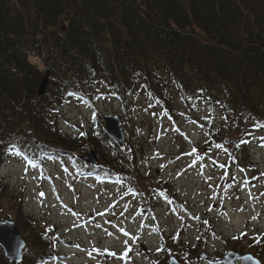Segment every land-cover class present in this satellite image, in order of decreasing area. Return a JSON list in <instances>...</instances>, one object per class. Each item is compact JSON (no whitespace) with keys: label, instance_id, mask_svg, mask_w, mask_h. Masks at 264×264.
<instances>
[{"label":"trees","instance_id":"1","mask_svg":"<svg viewBox=\"0 0 264 264\" xmlns=\"http://www.w3.org/2000/svg\"><path fill=\"white\" fill-rule=\"evenodd\" d=\"M98 80L121 99L143 85L166 105L170 87L187 103L204 100L238 133L230 144L229 134L222 140L213 131L214 143L239 151L247 134L264 133V0H0V170L11 157L33 167L65 157L79 175L92 174L75 158L84 147L124 160L100 117L95 135L74 138L54 119L70 101L84 102L83 91ZM7 192L0 179V200ZM14 212L19 220L22 208ZM23 226L31 252L22 264L46 263L47 245L34 222ZM257 239L234 238L226 251L252 253L264 264V235ZM182 242L162 241L157 264L208 253L201 239L185 253ZM0 264H11L1 248Z\"/></svg>","mask_w":264,"mask_h":264},{"label":"rangeland","instance_id":"2","mask_svg":"<svg viewBox=\"0 0 264 264\" xmlns=\"http://www.w3.org/2000/svg\"><path fill=\"white\" fill-rule=\"evenodd\" d=\"M170 88L166 105L143 85L121 99L98 80L83 91V105L79 99L70 101L64 112H56L55 122L70 138L83 132L95 135V117L104 129L105 117L118 118L127 138L119 149L126 158L99 156L98 167L80 161L93 170L85 178L77 176L70 159L47 163L54 183L42 181V173L32 175L24 159L9 158L0 172L8 191L0 200V222H15L28 243L23 220L31 219L47 245L48 264H62L63 257L69 260L64 264H157L155 253L166 234L182 240L185 253L206 229L211 238L208 256L185 253L179 262L225 264L220 260L227 253L223 243L251 231L257 232L254 240L264 235V133L247 134L244 147L229 153L211 137L216 131L222 140L229 134L230 144L238 139L232 124L224 122V113L201 99L187 103ZM92 150L81 148L75 158L81 160ZM163 174L169 184L159 179ZM96 175L108 180L101 182ZM60 199L78 215L64 209ZM16 206L22 208L19 220ZM142 215L148 219L143 221ZM129 243L133 247L126 252ZM30 252L27 246L24 260ZM170 259L163 261L169 264Z\"/></svg>","mask_w":264,"mask_h":264},{"label":"water","instance_id":"3","mask_svg":"<svg viewBox=\"0 0 264 264\" xmlns=\"http://www.w3.org/2000/svg\"><path fill=\"white\" fill-rule=\"evenodd\" d=\"M49 77H45L39 87L38 96L45 95L48 89ZM106 133L109 138L118 147H123L127 141L125 133L121 128L120 120L116 117L108 116L105 118ZM84 163L98 165L99 160L95 152H91L89 155L82 157ZM27 243L21 235L18 225L15 222H0V247L4 251L5 256L12 264H20L24 259V251ZM223 260L227 264H261L259 260L252 255L239 256L234 253H228ZM240 261V262H237ZM170 264H181L178 260L172 259Z\"/></svg>","mask_w":264,"mask_h":264},{"label":"bare ground","instance_id":"4","mask_svg":"<svg viewBox=\"0 0 264 264\" xmlns=\"http://www.w3.org/2000/svg\"><path fill=\"white\" fill-rule=\"evenodd\" d=\"M192 166V167H191ZM190 168H196V166L195 165H190L189 166ZM165 177L166 176H164V174L163 175H161L160 177H159V179L163 182V183H170L169 182V180L167 179L166 181H165ZM42 181H46L47 183L48 182H54V179H53V177H51V176H47V177H43V178H40ZM225 190H227V188L225 189ZM178 198H180L179 196H178ZM119 202H120V200H119ZM144 215H142V217L141 218H144L145 220H147L148 219V216H145V217H143ZM158 218V217H157ZM154 219L156 220V216H155V214L153 215V218H152V221H153V223H154ZM206 231H208L207 229H206ZM144 232H146V231H141L140 232V234L141 235H143L144 234ZM249 233H251V234H253V236L255 237V235L257 234V232L256 233H253V231H251V232H249ZM202 235H204L205 237H203ZM140 236V235H139ZM138 235L136 236V235H134L133 236V239H136V238H138L139 237ZM166 236H167V238H168V240H170L171 238H172V236H170V235H167L166 234ZM239 237H241V236H239ZM234 238H237V237H233V239ZM198 239L200 240L201 239V241L203 242V243H205L206 244V234H205V232H204V230H203V232L202 233H200V235L198 236ZM197 239V240H198ZM232 240V239H231ZM207 244H206V246H207V248H208V252L210 251V247H211V238L210 237H207ZM223 243V242H222ZM226 243V242H225ZM225 243H223V245H224V249L226 250V247H225ZM28 246V245H27ZM27 246H26V248H27ZM195 246V245H194ZM194 246H188L189 247V250L190 249H193L194 248ZM132 245L129 243V245H127V247H126V252H128V250H129V248H131L132 249ZM218 248V247H217ZM26 250V249H25ZM160 250V249H159ZM159 251H157L156 253H155V259H157V253H158ZM201 252V251H200ZM202 252H203V250H202ZM228 253H234V254H236V255H239V256H247V255H252V254H245V255H241V254H239V253H237V252H235V251H232V250H230V251H228L226 254H225V256H223V257H221L220 258V260L222 261V262H225L224 260H223V258L224 257H226L227 256V254ZM187 254H189V255H192L191 253H187ZM201 253H199V254H196V255H194V256H201L200 255ZM254 258H256L254 255H252ZM176 259V260H178L175 256H171V259H170V261L172 260V259ZM155 259H154V262H155ZM257 260H259L258 258H256ZM9 260V259H8ZM61 260V259H60ZM49 261V259L47 260V262ZM179 261V260H178ZM260 261V260H259ZM10 262V261H9ZM23 262H24V259H23ZM22 262V263H23ZM45 263V264H48V263ZM157 262H158V259H157ZM157 262H155V263H157ZM237 262H240V261H238L237 260ZM261 262V261H260ZM11 263V262H10ZM22 263H20V264H22ZM181 263V262H180ZM12 264V263H11ZM129 264V263H128ZM170 264V263H169ZM225 264H227L226 262H225ZM240 264H242V262H240ZM261 264H262V262H261Z\"/></svg>","mask_w":264,"mask_h":264}]
</instances>
